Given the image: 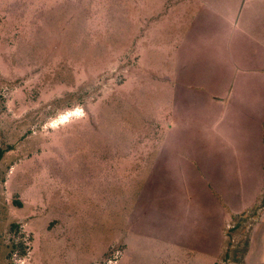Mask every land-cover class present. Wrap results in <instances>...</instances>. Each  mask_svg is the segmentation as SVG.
Returning a JSON list of instances; mask_svg holds the SVG:
<instances>
[{
	"label": "rangeland",
	"instance_id": "1",
	"mask_svg": "<svg viewBox=\"0 0 264 264\" xmlns=\"http://www.w3.org/2000/svg\"><path fill=\"white\" fill-rule=\"evenodd\" d=\"M188 2L186 40L172 0H0V264H247L261 208L196 205L238 118L199 84L230 29Z\"/></svg>",
	"mask_w": 264,
	"mask_h": 264
},
{
	"label": "crops",
	"instance_id": "2",
	"mask_svg": "<svg viewBox=\"0 0 264 264\" xmlns=\"http://www.w3.org/2000/svg\"><path fill=\"white\" fill-rule=\"evenodd\" d=\"M201 3L202 19L214 21L215 26L226 25L230 32L225 37L229 36L233 43L221 50L214 76L200 80L199 84L209 89L202 95L207 102L214 103L215 112L221 116L230 113L238 119L219 133L222 142L214 147L215 161L209 164L216 176L207 179L204 169L195 191L196 205L205 211L209 201L229 213L230 221L234 215L260 207L248 235L245 261L264 264V0H236L231 13L223 0ZM171 4L183 6L184 11L178 15L183 17L187 40L191 33L185 29L184 14L189 2L172 0ZM159 20L158 17L152 23ZM229 133L237 138L225 139L228 143L224 144ZM169 218L174 221V216ZM181 236H187L182 237L185 246L190 243L189 233Z\"/></svg>",
	"mask_w": 264,
	"mask_h": 264
},
{
	"label": "bare ground",
	"instance_id": "3",
	"mask_svg": "<svg viewBox=\"0 0 264 264\" xmlns=\"http://www.w3.org/2000/svg\"><path fill=\"white\" fill-rule=\"evenodd\" d=\"M69 115H70V114H69ZM69 115H67V114H66V115H62V116H61V120H62V121H66V120H67V117H68Z\"/></svg>",
	"mask_w": 264,
	"mask_h": 264
},
{
	"label": "built area",
	"instance_id": "4",
	"mask_svg": "<svg viewBox=\"0 0 264 264\" xmlns=\"http://www.w3.org/2000/svg\"><path fill=\"white\" fill-rule=\"evenodd\" d=\"M67 114V113H66ZM68 115V114H67Z\"/></svg>",
	"mask_w": 264,
	"mask_h": 264
}]
</instances>
